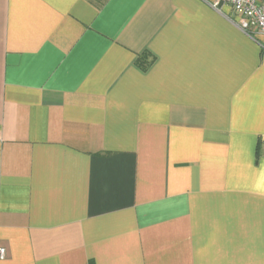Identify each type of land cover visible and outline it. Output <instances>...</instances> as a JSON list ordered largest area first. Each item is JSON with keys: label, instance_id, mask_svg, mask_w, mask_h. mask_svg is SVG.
<instances>
[{"label": "crops", "instance_id": "obj_1", "mask_svg": "<svg viewBox=\"0 0 264 264\" xmlns=\"http://www.w3.org/2000/svg\"><path fill=\"white\" fill-rule=\"evenodd\" d=\"M212 1L0 0V264H264V51Z\"/></svg>", "mask_w": 264, "mask_h": 264}, {"label": "built area", "instance_id": "obj_2", "mask_svg": "<svg viewBox=\"0 0 264 264\" xmlns=\"http://www.w3.org/2000/svg\"><path fill=\"white\" fill-rule=\"evenodd\" d=\"M210 6L221 11L224 6L232 10L233 22L264 51V1L261 0H213ZM6 250L0 247V261Z\"/></svg>", "mask_w": 264, "mask_h": 264}]
</instances>
